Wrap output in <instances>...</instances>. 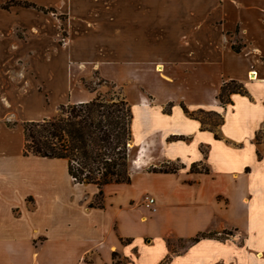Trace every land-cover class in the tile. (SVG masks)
<instances>
[{"label": "crops", "instance_id": "obj_1", "mask_svg": "<svg viewBox=\"0 0 264 264\" xmlns=\"http://www.w3.org/2000/svg\"><path fill=\"white\" fill-rule=\"evenodd\" d=\"M2 1L0 264H264V0H108L113 39L63 44L58 12L75 0ZM93 73L132 113L130 180L104 185L101 207L65 159L22 153L23 122L94 98ZM228 80L247 93L222 106ZM182 106L222 121L202 128Z\"/></svg>", "mask_w": 264, "mask_h": 264}, {"label": "trees", "instance_id": "obj_2", "mask_svg": "<svg viewBox=\"0 0 264 264\" xmlns=\"http://www.w3.org/2000/svg\"><path fill=\"white\" fill-rule=\"evenodd\" d=\"M10 1L45 12H55L54 8L38 6L27 0ZM8 5L9 2H5L1 7L7 8ZM232 48L239 50L235 44ZM235 92L247 93L240 82L224 81L217 94L220 105L229 103L230 94ZM182 108L188 116L196 118L202 128H212L222 121L221 115L215 111H189L184 106ZM201 112L205 113V117L200 115ZM131 121L130 105L123 97L105 100L96 95L85 102L60 104L57 114L50 118L23 122L22 153L65 159L67 172L75 183H90L98 188L95 201L88 204L101 207L104 185L127 183L130 180L128 144L131 140ZM175 169L152 168L154 171ZM209 234L201 232L191 240L196 241ZM112 255L115 257V253Z\"/></svg>", "mask_w": 264, "mask_h": 264}, {"label": "rangeland", "instance_id": "obj_3", "mask_svg": "<svg viewBox=\"0 0 264 264\" xmlns=\"http://www.w3.org/2000/svg\"><path fill=\"white\" fill-rule=\"evenodd\" d=\"M68 1L58 0L57 4L60 9L65 8ZM105 1L104 5L102 2L100 4V0H75V3L69 9V19H67L68 16L65 12L62 13L59 9V26L56 40L63 44V42H84L85 39L89 38L94 40V42H103V40L105 42V40L113 39L115 33L114 6L113 4L109 5L108 0ZM4 2L11 3L10 0H3L2 3ZM81 85L87 89L95 90L96 95L105 100L122 98L124 95L123 89L114 82L102 79L96 73L84 79ZM200 115L205 117L203 112ZM227 119L228 121L224 127L226 130L231 127L233 114L229 115L227 113ZM174 167L178 168L179 164L177 162L163 163L157 168L171 169ZM191 168L194 169L195 165H191Z\"/></svg>", "mask_w": 264, "mask_h": 264}, {"label": "built area", "instance_id": "obj_4", "mask_svg": "<svg viewBox=\"0 0 264 264\" xmlns=\"http://www.w3.org/2000/svg\"><path fill=\"white\" fill-rule=\"evenodd\" d=\"M144 203H145L146 206H150V205H152L154 203V198L152 196L145 195Z\"/></svg>", "mask_w": 264, "mask_h": 264}, {"label": "bare ground", "instance_id": "obj_5", "mask_svg": "<svg viewBox=\"0 0 264 264\" xmlns=\"http://www.w3.org/2000/svg\"><path fill=\"white\" fill-rule=\"evenodd\" d=\"M156 67L159 68V65L156 66ZM159 69H160V68H159ZM248 74H249V78H250V79H256V75H255V72H254V71H249ZM257 256L260 257V256H261V253L258 252V253H257Z\"/></svg>", "mask_w": 264, "mask_h": 264}]
</instances>
